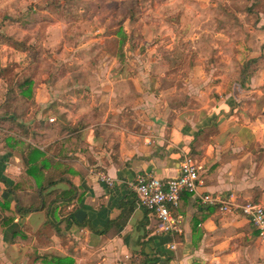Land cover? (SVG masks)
I'll return each instance as SVG.
<instances>
[{"label":"crops","instance_id":"0c3cea01","mask_svg":"<svg viewBox=\"0 0 264 264\" xmlns=\"http://www.w3.org/2000/svg\"><path fill=\"white\" fill-rule=\"evenodd\" d=\"M204 11L185 7L192 18L176 31L145 24L143 49L130 45L119 57L115 38L108 40L112 50L105 41L97 51L78 45L77 56L62 61L68 70L53 86L37 89L35 103L16 118L34 136L10 147L7 137L14 134L5 130L0 141V201L9 200L11 209L38 207L41 187L60 199L47 215L43 209L15 215L0 232V264H55L54 258L60 264H264V242L244 215L199 200L224 194L264 206V45L253 28L247 38L221 36L225 31L201 20ZM88 91L94 112L87 126L76 128L79 137L70 138L61 132L76 124L74 107L82 104L66 98ZM55 110L58 125L51 126L46 114ZM98 124L103 128L95 131ZM27 144L52 157L40 182L56 175L54 184L36 185L23 173ZM186 154L200 168V185L180 197L181 231L163 233L130 183L140 172L175 177ZM78 209L85 212L77 220L82 225L68 219Z\"/></svg>","mask_w":264,"mask_h":264},{"label":"rangeland","instance_id":"374dc122","mask_svg":"<svg viewBox=\"0 0 264 264\" xmlns=\"http://www.w3.org/2000/svg\"><path fill=\"white\" fill-rule=\"evenodd\" d=\"M196 1L198 0H0V105L5 89L11 87L21 74L24 75L22 69L25 67L33 69L32 76L36 78V85L34 94L26 100L21 116L35 103L38 88L43 85L48 88L53 86L56 80L54 77L68 70L67 62L65 67L62 61L69 59V54L77 56L78 49H81L78 45L85 43L83 49L97 51L100 50L102 41H105L106 48L112 50L115 44L108 40L115 38L116 56H122V51L125 55L130 45L141 51L143 48L139 44L144 40L142 31L145 24L148 26L160 23L176 31L182 21L192 18L191 14L184 12L187 6H205L201 20L206 25L213 24L217 31H225L221 36L247 38L253 28V36L261 39L264 45V0ZM164 33L165 31L162 32ZM120 34L124 35L123 44ZM6 37L17 44L6 42ZM168 37L169 35L165 38ZM18 43L29 47L28 51L24 50V54H21L23 46ZM250 48L245 46L244 54ZM164 49L161 46L160 50ZM15 93L16 99L13 98L9 103L21 106L24 101L18 98V91ZM88 94L89 91L72 102H69L70 98H66L70 105L82 104V109L74 107L73 116L78 114L79 117L76 124L67 126L69 128L61 132L68 134L70 138L79 137L80 129L76 128L87 126L86 120L91 119V112H94L93 107L89 106ZM46 116L55 118L54 122L47 120L49 125H58L56 110L48 112ZM18 125V121L9 123L8 126L0 123V141L4 139L5 130L18 133ZM102 128L99 124L94 127L95 131ZM76 145L77 143L75 148Z\"/></svg>","mask_w":264,"mask_h":264},{"label":"built area","instance_id":"2783aa9c","mask_svg":"<svg viewBox=\"0 0 264 264\" xmlns=\"http://www.w3.org/2000/svg\"><path fill=\"white\" fill-rule=\"evenodd\" d=\"M54 122V117L48 118ZM99 179L106 185H112V179L99 173ZM200 185V168L191 155H184L175 177L162 179L152 172L137 173L130 183L137 203L149 211L157 220L160 232L172 234L180 232L183 214L178 210L182 193H194ZM203 204L216 206L220 212H240L257 231L259 239L264 242V206L252 201L239 202L232 195L199 196ZM175 245L172 244L171 248Z\"/></svg>","mask_w":264,"mask_h":264},{"label":"trees","instance_id":"16d2710c","mask_svg":"<svg viewBox=\"0 0 264 264\" xmlns=\"http://www.w3.org/2000/svg\"><path fill=\"white\" fill-rule=\"evenodd\" d=\"M122 35V34H120ZM6 42H12V43H16V41H14L13 39H11L10 37H6L5 38ZM121 44H123L124 42V35H122L121 37ZM19 44V43H18ZM20 46H23V48L21 49L22 51L29 49V47H24L25 45L19 44ZM2 72V68L0 66V74ZM24 72V75H20L19 78L17 79V81H15L14 84H12L11 87H8L7 89H5V94H4V99L2 101V104L0 105V111H2L0 113V123H4V125L9 123H15L16 122V118L20 117L21 114L24 111V106L27 103V99L29 96H32V94H34V86L36 85L35 83V77L32 76L33 75V69H26V67L24 69H22V73ZM26 74V75H25ZM16 91H18V98H20V100L24 101L23 104H21V106L15 104L12 105L11 102L12 99H16ZM20 131H18V133H12L14 134V136L8 135L7 137V143L10 147H14L16 146V144H18L20 141H22L20 139V137H27L28 135L32 134V137L34 136L35 133L33 132H29L23 125H18ZM19 136V137H18ZM23 151V157H24V161L26 163L25 165V169L23 170V173L29 174L33 177L35 184L36 185H52L54 184V180L58 177L53 178L52 176H48L49 178L47 179L46 182L41 183V171L45 168V166L50 165L52 163V157L48 156L46 157L44 155V153L42 151H40L37 147L27 144ZM50 175V174H49ZM70 184V181H69ZM15 185V186H14ZM16 184L8 185V192L12 193L14 190L16 189ZM44 190H46L44 187H41V203L38 207H28V208H20L19 206L14 207V209H11L10 207V201L9 200H4V201H0V232H2L6 227L10 226L13 223V220L15 218V215H18V213L21 214H26L28 212H31L33 210H39V209H43L45 210L46 215L49 212L50 207L56 202L58 201L60 198H58L56 196L55 191L54 190H48L46 191V193L44 194ZM54 194V195H53ZM62 194H72V190H68L63 192ZM65 197V196H64ZM72 199V197H67V200L70 201ZM68 219H72L73 222L82 225L83 222H78L77 219L74 217L73 213H70L68 216ZM68 221V220H67ZM19 233L15 232L13 233V237L15 238ZM50 262L55 263V264H60L63 263V259L61 258H54L52 260H50Z\"/></svg>","mask_w":264,"mask_h":264},{"label":"water","instance_id":"95a60500","mask_svg":"<svg viewBox=\"0 0 264 264\" xmlns=\"http://www.w3.org/2000/svg\"><path fill=\"white\" fill-rule=\"evenodd\" d=\"M85 215V212L81 209H78L74 212V217L78 220V221H81L82 218L84 217Z\"/></svg>","mask_w":264,"mask_h":264}]
</instances>
